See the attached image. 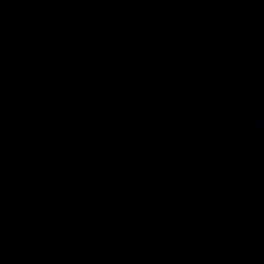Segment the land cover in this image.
I'll return each mask as SVG.
<instances>
[{"label":"water","instance_id":"obj_1","mask_svg":"<svg viewBox=\"0 0 264 264\" xmlns=\"http://www.w3.org/2000/svg\"><path fill=\"white\" fill-rule=\"evenodd\" d=\"M0 264H264V0H0Z\"/></svg>","mask_w":264,"mask_h":264}]
</instances>
